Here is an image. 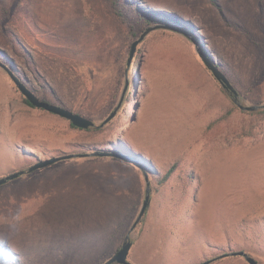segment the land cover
I'll list each match as a JSON object with an SVG mask.
<instances>
[{
	"label": "rangeland",
	"instance_id": "1",
	"mask_svg": "<svg viewBox=\"0 0 264 264\" xmlns=\"http://www.w3.org/2000/svg\"><path fill=\"white\" fill-rule=\"evenodd\" d=\"M149 1L0 0V61L39 98L98 125L121 102L103 129L73 128L28 105L0 66V177L28 161L121 150L145 165L151 187L131 230L145 176L110 157L76 156L7 182L4 263L103 264L129 234L136 264H248L220 257L239 250L264 264V0ZM160 13L190 28L154 30L131 54ZM196 44L238 102L257 109L222 90Z\"/></svg>",
	"mask_w": 264,
	"mask_h": 264
},
{
	"label": "water",
	"instance_id": "2",
	"mask_svg": "<svg viewBox=\"0 0 264 264\" xmlns=\"http://www.w3.org/2000/svg\"><path fill=\"white\" fill-rule=\"evenodd\" d=\"M188 25L184 23H175L174 21H153L151 25L147 26L145 30L141 33L139 38H137L133 43L131 47V54H133L134 50L136 49L137 45L144 39L146 35H148L150 32L158 29H163L172 33L176 34H183L185 33V29H189ZM196 51L198 52L199 56L203 60L205 66L212 72L213 76L216 78L217 81L220 82V84L227 90L231 92V94L234 96V101L238 104V106L241 109L245 110H255L259 106H244L241 103L238 102L239 93L236 90V88L232 85L229 78L225 74V72L220 68V66L215 62V60L208 56L206 52H204L197 44H196ZM0 66L3 67L8 74L10 75L11 79L16 84L18 90L22 94L24 98L28 100V102L31 104V106L44 109L50 113L56 114L62 118L67 119L74 125L75 127L81 128V129H88L90 127L96 126V122L92 119H89L82 114H79L69 108H66L62 105L54 104L49 101L43 100L39 98L36 93L30 89L27 84L24 82V80L14 71H12L8 66H6L3 62L0 61ZM127 88V86H126ZM121 102L114 108V110L109 114V116L99 125L103 126L106 123L110 122L118 113L120 108ZM264 107V105H263ZM90 155H99V156H106L110 157L115 161H118L119 163H122L127 166H132L141 172H143L146 180V195L145 199L141 208V211L135 220L134 224L131 227V230L134 229L137 224L140 222L142 216L144 215L147 206L150 203V193H151V187H150V176L148 174V170L145 167V165L137 158L128 155L124 153L121 150H106V151H94L91 153L86 154H66L62 156H54L51 158H48L46 160L40 161L29 168V171H34L37 169L45 168L49 165H52L60 160L64 159H70L75 156L79 157H87ZM24 171H15L12 173H9L5 176L0 177V186L6 184L7 182L14 180L18 178L19 176L23 175ZM132 247V241L130 240V235L128 234L122 243L121 247L115 252L114 255H112L108 260H106L103 264H136L129 260V253ZM229 255L234 256H242L245 258V260L248 262V264H259V262L251 255H249L247 252L243 250L230 252V253H224L220 257H227ZM213 260H206L200 264H210ZM1 264V263H0Z\"/></svg>",
	"mask_w": 264,
	"mask_h": 264
},
{
	"label": "trees",
	"instance_id": "3",
	"mask_svg": "<svg viewBox=\"0 0 264 264\" xmlns=\"http://www.w3.org/2000/svg\"><path fill=\"white\" fill-rule=\"evenodd\" d=\"M116 12H117V14L118 15H120V16H124V14L122 13V10L121 9H118V10H116ZM170 21V20H172V21H174L175 23L177 22V23H180V20L177 18V17H173V16H168V15H161V13H160V15L159 16H157V18H156V21ZM150 20H148V19H145V22L146 23H148ZM138 62H139V58H138V60L136 61V66L138 65ZM222 86V85H221ZM130 89L132 90V86L130 87ZM222 90L227 94V95H229L233 100H234V96L231 94V92L229 91V90H227V89H225L223 86H222ZM23 100L28 104V105H31L29 102H28V100L26 99V98H24L23 97ZM235 102V101H234ZM236 103V102H235ZM80 114V113H79ZM69 124H70V126H72L73 128H78V127H75L74 125H72V123L69 121ZM107 124V123H106ZM105 124V125H106ZM105 125H103V126H101V125H96V126H93V127H90V128H88V129H84V130H101V129H103L104 128V126ZM78 129H81V128H78ZM90 150H87V149H83V150H79V153L80 154H86V153H88ZM75 155H78V154H75ZM76 157V156H75ZM43 160H46V159H43ZM43 160H37V161H28V162H26L25 164H23L20 168H19V170H17V171H20V170H23L24 171V173H23V175H21V176H19L18 178H21V177H23V176H27V177H32V176H35L36 175V173H38L40 170H42V169H44V168H41V169H37V170H34V171H29V168L30 167H32L33 165H35L36 163H38V162H40V161H43ZM50 166V165H49ZM48 167V166H47ZM46 168V167H45ZM173 169L174 168H172V169H170L166 174H165V176H164V178L165 179H167L170 175H171V172L173 171ZM15 172V171H14ZM18 178H16V179H18ZM8 242H6V239H5V237L4 236H2V235H0V253H3L4 251H9V246H8V244H7ZM0 263L1 264H7L6 262L4 263L3 261H2V259L0 258ZM113 264H117V263H113Z\"/></svg>",
	"mask_w": 264,
	"mask_h": 264
},
{
	"label": "crops",
	"instance_id": "4",
	"mask_svg": "<svg viewBox=\"0 0 264 264\" xmlns=\"http://www.w3.org/2000/svg\"><path fill=\"white\" fill-rule=\"evenodd\" d=\"M147 1H149V0H147ZM163 1H167V2H170V1H173V0H163ZM150 2V1H149ZM154 2H155V0H154ZM173 2H176V0H174ZM165 4H167V3H165ZM190 15H187V17H189Z\"/></svg>",
	"mask_w": 264,
	"mask_h": 264
}]
</instances>
